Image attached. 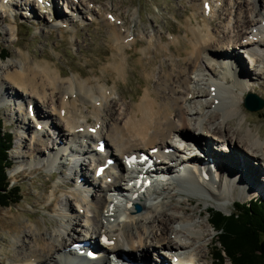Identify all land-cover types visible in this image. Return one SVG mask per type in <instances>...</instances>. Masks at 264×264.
Segmentation results:
<instances>
[{
	"label": "bare ground",
	"instance_id": "6f19581e",
	"mask_svg": "<svg viewBox=\"0 0 264 264\" xmlns=\"http://www.w3.org/2000/svg\"><path fill=\"white\" fill-rule=\"evenodd\" d=\"M64 1L68 6L64 2L62 18L54 6L55 0L42 3L0 0V22L10 12L14 21V10L22 6L28 9V18L41 14L50 20L52 27L62 30L86 13L85 20L105 18L103 22L111 31L110 55L105 58L102 75L96 77L97 85L77 77L62 80L54 64L52 67L46 61L32 62L21 53L18 62L0 68V104L4 99L14 98L26 103L23 118L20 111L15 112L16 130L27 132L25 137L15 132V137L22 139L19 143L22 151L11 154L27 166L19 173L38 169L53 173L57 164L62 168L58 173L74 182L69 193L75 202L74 206L70 204L59 184L46 182L43 191L52 188L50 196L41 197L36 203L53 213L52 223L57 229L49 230L51 222L43 230L36 222L20 225L15 230L18 237L12 240L14 249L13 255L8 256V264H70L69 258L64 257L67 247L91 240L93 235L100 239L97 245H102L97 252L103 250L112 258L125 255L128 263L214 264L208 260L213 253L214 232L208 227V220H199L201 210L195 215L200 204L206 210L210 200L220 202L233 195L240 199L249 194L262 195L253 187L264 184L260 181L264 172V140L243 130L241 120L235 121L246 93H262L264 88V0H235L229 9L227 0H202L199 7L190 5L193 12L185 22V45L181 50L176 49L177 39L171 37L163 42L161 34L154 29L133 34L130 27L123 25L121 17L115 18L107 9L113 8L110 4L97 7L98 0ZM90 3H94L93 8H89ZM35 8L40 14H36ZM192 20H197L196 27ZM132 21L136 23V19ZM223 22L226 23L221 25ZM3 30L9 35L14 32L12 27ZM219 32L222 37L216 38ZM139 36L145 46L142 45L141 56L134 63L126 54ZM135 65L147 82H153L152 87L144 83L143 91L130 104L122 100L113 103L117 87L112 80V86H108L104 73L109 70L115 80H125L128 67ZM6 90L10 93H5ZM2 109L6 110L5 105ZM90 121H94L93 126L88 124ZM83 139L91 141L93 148L79 145ZM101 140L106 157L115 163L100 179L92 180L98 166L106 163V157L94 153ZM237 148L243 149L246 157ZM167 149H172V159L162 156ZM68 151L74 161H81L74 162V168L66 158ZM186 151L193 154H185ZM90 153L95 157L94 163L89 162ZM182 154L188 158L184 159ZM142 155L149 160L161 159L158 163L153 161L152 170L140 173L158 180L142 192L130 191L128 195L132 198L121 207L122 214L116 205L122 200L114 192L128 180L115 179L113 170L123 171ZM164 159L174 163L173 166H165ZM107 178L114 179L107 183ZM86 185L89 187L86 191L79 190ZM261 188L263 193L264 187ZM120 191L128 193L124 189ZM133 204H139L144 211L134 212ZM88 212L93 214L91 218ZM85 225L89 230L87 235L83 233ZM111 262V258L104 256L86 264Z\"/></svg>",
	"mask_w": 264,
	"mask_h": 264
},
{
	"label": "rangeland",
	"instance_id": "374dc122",
	"mask_svg": "<svg viewBox=\"0 0 264 264\" xmlns=\"http://www.w3.org/2000/svg\"><path fill=\"white\" fill-rule=\"evenodd\" d=\"M55 1L58 5L54 3V6L56 7V10L60 16L63 18L64 6L62 5V1ZM201 1L202 0H98V3L96 4L97 7L110 4V6L113 8L107 9L110 10L115 18H118V16L119 18L121 17V21L124 23L122 24L125 27H130V31H132L133 34H138L140 31L150 32L154 29L156 33L159 32L161 34L163 42L168 41V39L171 37L177 39V45L180 48L177 47L176 49L181 50L184 49L185 45V40L183 39L186 24L185 22L193 12L190 5H196L199 7ZM233 1L235 0L226 1V3H229L227 6L228 9L232 6ZM189 2L191 4H189ZM93 7L94 3H90L89 8ZM23 8L24 7L20 6L17 8V10H14L16 11L14 13V21L12 19V12H10L9 17L4 15V18L0 22V50H6L8 54L7 59L0 60V68L2 66L6 67L9 63L18 62L20 57L19 54L21 53L27 55L30 60H32V62L46 61L52 67L54 64V66L60 70L62 80L77 77L81 81L90 80V84L94 85L95 83L97 85L95 81L96 77L102 75L101 68L105 65V58H108L111 51L110 42L108 39L111 31L109 30V27L105 25V22H103V19L105 20V18H102L101 21L85 20V17H88V15L84 13L79 15V18L76 20V22L73 25H70L67 30H62L60 27H52L50 20L48 18H43L36 8V14L38 13L40 15H36L35 18H28L27 13L29 11L27 8ZM104 9L106 8L104 7ZM230 11L233 15L235 9L233 8ZM133 18L136 19V23L132 21ZM110 19L112 21L113 18ZM197 20H192L191 22L195 27V22L197 23ZM213 20L216 21L215 17ZM225 23L226 22H223L221 25H224ZM8 27L13 28V34L9 35V32L3 30L4 28ZM168 31H170V35L168 34ZM217 37H222L221 32L216 34V38ZM136 40L137 42L128 48L129 50L126 54L134 63L141 56L139 51L142 49V45L144 44L141 37H136ZM157 57L158 56L155 57V62L158 60ZM155 67H157V65H155ZM128 68V75L126 76L125 80H115V76H113L114 74L109 70L103 75V79L109 80L108 86H112L111 80L116 84L117 88L113 94V103L116 101H119L120 103V100H122L121 102L130 104L134 99H136V96H138V94L143 91L144 83L152 87L153 82H147L145 80L141 69H139L138 66H129ZM262 83L264 85V81ZM3 86L5 87V85ZM4 92L7 94L10 93L9 90ZM253 94L264 101V88H262V93ZM3 102V104H0V126L2 131H8L12 135V147L8 152V158L10 159L11 167L10 170L7 171V177L11 183H15L19 187L21 196L19 203L10 205L6 208H0V264H8V256L13 255L11 252L14 249L12 246V240L13 238L18 237L16 235L17 231H15L16 228H18L20 225H22V227L28 225L27 222H36L39 228L43 230L47 228V223H52L55 220V218L53 219L52 212L43 209V204L36 203L39 198L50 196L52 188L47 192L43 191V185L46 182L50 183V185L59 184L62 194H65L70 198V204L74 206L75 202L73 200V196L69 193L74 185V182L69 178H63V176L58 173V171L62 170L61 167L55 165L56 167L52 170L53 173L45 171L44 169H38L37 171L31 173H19L24 168H27V166L25 167V165L22 164L19 159H15L11 154L12 152L19 153L22 151L21 147L19 146V143L22 142V139L15 137V132L17 131V133L23 137L26 136L27 132L20 128L16 130L18 124L15 122V112L20 111L21 118H23L22 116L25 114L26 103L16 100V98H14L13 101H7L4 99ZM3 105H5L6 110L2 109ZM241 107L242 111L240 110L241 112H239V116L235 122H237V120H241V127L243 130L250 131V134L254 138H258L260 141H263L264 107L257 112L247 111L243 107V104ZM88 124L93 126L94 121H90ZM31 125L30 127L32 130L33 127ZM234 126L236 127V124L233 125V127ZM50 134H52V132H50ZM52 136H54V134H52ZM52 139L54 138L52 137ZM84 141L89 140L84 139ZM89 145L91 148H93V143L90 142ZM237 149L238 152L242 154V156L246 157L244 153L245 151L243 149ZM186 153H188V151H186L185 154ZM183 157L185 156L183 155ZM76 158L78 159L79 157L77 156ZM247 158L252 160L250 157ZM65 173L68 174V171H65ZM88 175L90 176V173ZM263 175L264 172L260 176V181L264 179ZM61 184L65 185L60 186ZM173 185H175V183ZM156 187L157 186H155L154 191L157 189ZM260 187L263 188L264 184L255 185L253 189L256 192L264 195V192L262 193L261 190H259ZM98 194L102 195V192H98ZM147 195H149L151 198L156 197V195L154 197H152L150 194ZM243 199L244 198L240 199L233 195L231 198L220 202L210 200L206 210H203V205L200 204V207L196 210L195 215L198 216V210H201L199 220L203 222L209 220L210 218L208 209L229 214L233 211L232 204L237 201L242 202ZM193 204L195 205V203ZM171 207L173 208V204ZM186 207L190 208L193 206ZM56 209H59V207H56ZM143 211L144 209L142 208L138 214L142 213ZM92 215L93 214L91 212H88V216L90 218ZM209 224L210 221L208 225ZM54 225L55 224L51 226L52 228H49L50 231L57 229V226ZM208 227H211V225ZM83 229L84 235H87L86 233H88L89 230L86 225ZM210 229L213 230L212 228ZM213 232L214 238L212 240L211 246L214 248L213 253L215 254L216 251L218 252L222 249L220 244L217 242L218 239L216 232L214 230ZM170 238L172 239L173 235L171 236L170 234ZM133 241H135V239ZM152 242L154 243L155 240H152ZM133 244L136 245V241L133 242ZM213 253L209 254L208 260L211 261V263L213 262L214 264H217V261L213 260ZM151 256L154 257V252L152 251ZM150 262L152 263V260ZM223 264L231 263L225 258Z\"/></svg>",
	"mask_w": 264,
	"mask_h": 264
},
{
	"label": "trees",
	"instance_id": "16d2710c",
	"mask_svg": "<svg viewBox=\"0 0 264 264\" xmlns=\"http://www.w3.org/2000/svg\"><path fill=\"white\" fill-rule=\"evenodd\" d=\"M7 58L6 50H0V60ZM11 147V133L2 131L0 126V208L21 200L19 187L7 177ZM232 206L229 214L208 209L209 225L216 232L222 249L213 253V260L217 264H223L225 258L231 264H264V203L254 199L249 203L237 201Z\"/></svg>",
	"mask_w": 264,
	"mask_h": 264
},
{
	"label": "water",
	"instance_id": "95a60500",
	"mask_svg": "<svg viewBox=\"0 0 264 264\" xmlns=\"http://www.w3.org/2000/svg\"><path fill=\"white\" fill-rule=\"evenodd\" d=\"M243 107L249 112H257L264 107V101L253 93H248L244 99ZM141 211L140 206H135V212Z\"/></svg>",
	"mask_w": 264,
	"mask_h": 264
},
{
	"label": "snow or ice",
	"instance_id": "6c2138e0",
	"mask_svg": "<svg viewBox=\"0 0 264 264\" xmlns=\"http://www.w3.org/2000/svg\"><path fill=\"white\" fill-rule=\"evenodd\" d=\"M205 7H207V5H205Z\"/></svg>",
	"mask_w": 264,
	"mask_h": 264
}]
</instances>
